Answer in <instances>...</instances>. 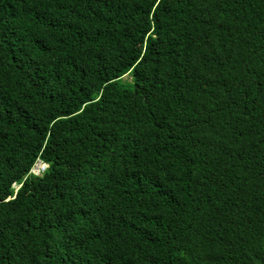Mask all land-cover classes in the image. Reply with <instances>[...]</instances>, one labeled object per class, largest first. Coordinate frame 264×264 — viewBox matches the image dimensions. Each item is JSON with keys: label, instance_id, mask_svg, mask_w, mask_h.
I'll return each mask as SVG.
<instances>
[{"label": "trees", "instance_id": "trees-1", "mask_svg": "<svg viewBox=\"0 0 264 264\" xmlns=\"http://www.w3.org/2000/svg\"><path fill=\"white\" fill-rule=\"evenodd\" d=\"M0 264H264V0H0Z\"/></svg>", "mask_w": 264, "mask_h": 264}, {"label": "built area", "instance_id": "built-area-1", "mask_svg": "<svg viewBox=\"0 0 264 264\" xmlns=\"http://www.w3.org/2000/svg\"><path fill=\"white\" fill-rule=\"evenodd\" d=\"M47 169H48V165L38 160L37 163H35L33 169L31 170V174H34L36 176H42L46 172ZM14 187H17V190H18V188H20L21 185H17L15 183Z\"/></svg>", "mask_w": 264, "mask_h": 264}, {"label": "rangeland", "instance_id": "rangeland-1", "mask_svg": "<svg viewBox=\"0 0 264 264\" xmlns=\"http://www.w3.org/2000/svg\"><path fill=\"white\" fill-rule=\"evenodd\" d=\"M125 79H128V77L126 76ZM15 191L17 192V187H14ZM19 189V188H18Z\"/></svg>", "mask_w": 264, "mask_h": 264}]
</instances>
